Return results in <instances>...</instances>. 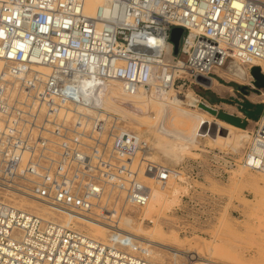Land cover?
I'll return each mask as SVG.
<instances>
[{"label": "built area", "instance_id": "2783aa9c", "mask_svg": "<svg viewBox=\"0 0 264 264\" xmlns=\"http://www.w3.org/2000/svg\"><path fill=\"white\" fill-rule=\"evenodd\" d=\"M86 6L0 0V264H158L120 234L119 214L146 208L152 185L167 187L181 171L107 116L100 90L170 92L186 75L213 81L234 65L264 73L263 1L104 0L93 16ZM174 28L184 30L178 54ZM252 82L263 112L240 163L264 175V89ZM24 200L104 224L108 237Z\"/></svg>", "mask_w": 264, "mask_h": 264}, {"label": "rangeland", "instance_id": "374dc122", "mask_svg": "<svg viewBox=\"0 0 264 264\" xmlns=\"http://www.w3.org/2000/svg\"><path fill=\"white\" fill-rule=\"evenodd\" d=\"M260 1L264 2V0ZM245 70V67L238 65L218 70L219 76L214 78L213 81L216 84L213 86L211 85L213 81L210 85L191 83L190 77L186 75L184 76L186 80L177 83L171 96H178L181 107L191 110L193 113H204V111L198 106H193L195 102L190 100L192 96L196 98L195 100L198 99V102L208 105L219 113L225 112L235 117L240 116L239 118L246 126L244 128L232 126L238 131L249 132L251 136L260 115L256 120L241 110L246 103L258 105V98L251 87L246 84L248 80ZM227 77L239 79V82L229 80ZM189 94L191 95L189 96ZM151 107L137 109L149 113L150 118H147L146 115L140 117L153 124L154 120L157 122L156 113L159 108L154 105ZM177 107L180 106L177 105ZM114 117L118 118L117 120L122 126L151 142L155 160L180 170L182 174L178 180L171 184L180 192L178 199L172 204L168 202L169 206L166 204L164 209L153 219L142 217V210H128L127 215L134 218L142 231L162 228L168 241H173L175 237L178 238L176 247L184 251L187 249L193 251L194 247L201 248L203 249L202 255L218 264H264V183L260 181L263 176L248 171L240 163L251 137L247 135L248 140L242 143L240 148L234 150L230 147L232 145L229 144L226 137L232 133L239 136H245V134L232 130L227 124H219L216 120L231 125L218 116H214L216 120L206 122L204 130L214 138L215 136L217 138L220 133L218 140L222 139V143L201 136L196 144L186 148L187 145L184 142L177 140L165 131L175 129L186 132L192 125L188 122L187 117L178 111L169 110L165 119L162 121L161 118L160 122L151 128L133 118L128 119L122 115ZM174 149L177 153L176 156L173 152ZM242 168L245 171L243 178L239 175L243 171ZM178 174L180 173L178 172ZM257 180L261 183L257 184ZM5 197L8 196L5 195ZM198 206H202V208L199 209ZM52 211L57 216L60 213L57 210ZM144 220L145 222H143ZM146 220H151V222ZM136 244L142 246L138 242ZM143 245L163 254L164 261L150 258L158 264L195 263V261L187 260L181 256L174 258L171 252L162 250L159 245L146 243Z\"/></svg>", "mask_w": 264, "mask_h": 264}, {"label": "bare ground", "instance_id": "6f19581e", "mask_svg": "<svg viewBox=\"0 0 264 264\" xmlns=\"http://www.w3.org/2000/svg\"><path fill=\"white\" fill-rule=\"evenodd\" d=\"M104 3V0H87V6H86V14L89 16H93L96 9ZM261 65H255L254 67H260ZM246 77L248 80L249 84L252 82L251 80V73L249 70H245ZM235 76V75H233ZM232 76V77H233ZM237 77V76H235ZM229 80L239 82V79L227 77ZM239 78V77H238ZM224 80V79H223ZM212 81V80H211ZM235 82V83H236ZM211 84V83H210ZM216 82L213 81L211 84L212 86L215 85ZM226 86V85H225ZM212 91V90H211ZM172 91L170 92H161V93H141V94H136V95H128L124 92L122 86L118 83H113L108 86H105L102 88L97 96V101L99 102V105L102 106L103 112L107 116H115V115H122L123 117L126 118H133L135 120H138L142 122L144 125H146L148 128H151L152 126L156 125V123H159L161 118L162 121L165 119L166 114H168L169 110H174L180 112V114H183L187 117L188 122L192 125H190V128L184 132V131H176L175 129L173 130H165L168 134L176 138L177 140H180L184 142L187 146L186 148H189V145L196 144V141L198 140L199 137L202 136V138L208 137L212 141L220 142L222 143V139L218 140L220 138V133L219 136L211 137L210 133L206 132L204 130V125L208 121L216 120L214 115L210 114V111L208 110L209 107H206L203 105V103L198 102L195 100L193 96L190 98L192 102H195L193 106H198L199 108L203 109L204 113H196V112H191V110H187L183 107H181V101L178 100V96L175 97L171 96ZM191 94H189L190 96ZM217 95V94H216ZM188 103V102H187ZM156 108H159V111L156 113V120H154L153 124H150L148 120H143L142 117L140 116H148L147 118H150L149 113H146L145 109H143L145 112L138 111L137 108H142V107H151L153 106ZM179 105L180 107H177ZM136 108V109H135ZM152 108V107H151ZM147 109V108H146ZM148 110V109H147ZM150 110V109H149ZM193 111V110H192ZM142 114H141V113ZM148 112V111H147ZM89 113L88 115L93 116L95 115V112L88 110ZM164 113V115H163ZM229 114V113H228ZM163 115V116H162ZM155 117V115H154ZM153 117V118H154ZM240 117V116H239ZM219 124L224 123L227 124L232 130L238 131L237 128L233 127L232 124H228L226 122L216 120ZM164 125V124H163ZM216 125V124H215ZM237 127V126H236ZM187 129V128H186ZM238 132H241V134H245V136H239V135H234V133L230 134L228 137H226L227 141L229 144H231L234 150H237L240 148L242 143L246 142L249 137V132L247 131H242L239 130ZM249 137H248V136ZM223 138V137H222ZM182 146V145H181ZM176 156V150L174 149L173 151ZM245 168V167H244ZM243 170V168H242ZM240 169V171H242ZM244 170L240 172L239 175L241 177L245 176L244 175ZM180 176L181 177V172ZM259 174V173H258ZM263 179L261 178L260 181L264 183V175L262 174ZM238 177V176H237ZM240 177V176H239ZM242 177V178H243ZM241 179V178H240ZM239 179V180H240ZM260 181H256L257 184L261 183ZM172 183H170L167 187L166 186H155L152 185L153 189V195L152 199L149 203V205L144 208L142 212V217L145 216L148 219H153L155 215H158L162 209L166 206L168 202L174 203L175 200L178 199V194L180 193L179 190L171 186ZM174 201V202H173ZM24 205H29L33 209H36L38 213L42 215H47L50 217H58V219L65 221L66 223H75L79 229L81 230H86L90 236L96 239H102L106 240L108 237V232L109 228L105 226L104 224H101L96 221H92L83 217H80L79 215H76L74 213H66L64 211H60L58 216L56 215L55 212H53L51 208H49L46 205H41L40 203L36 201H27L24 200ZM170 204V205H171ZM169 206V204H167ZM133 210H137L132 208ZM120 226L123 228V231L120 232L121 235L127 236L130 239H132L134 242H138L142 244H151V245H156L162 249L166 250L172 253L174 258L177 257H184L187 258V260L195 261V263L192 264H218L216 262H213L209 257H205V255H202V250L197 247H194L193 251H184L180 249L179 247H176V240H178L177 237L173 241H168L167 240V235H165L164 231L162 228H156L152 231H142V229L138 226V223L135 222L134 218L131 215L123 214L120 217ZM166 236V237H165ZM169 239V238H168ZM172 239V238H170ZM149 241V242H144V241ZM194 255H190V254ZM210 253V252H209ZM148 254L150 258H153L154 260L158 261H164V256L162 253L159 251L153 250L151 247H148ZM208 254V253H207ZM211 254V253H210ZM183 260V259H182ZM157 263V262H156Z\"/></svg>", "mask_w": 264, "mask_h": 264}, {"label": "water", "instance_id": "95a60500", "mask_svg": "<svg viewBox=\"0 0 264 264\" xmlns=\"http://www.w3.org/2000/svg\"><path fill=\"white\" fill-rule=\"evenodd\" d=\"M184 33V30L182 28H174L171 33V42L174 44V52L175 54L179 53L180 45H181V39L182 35ZM251 76L253 78L252 84L258 88V89H264V73L262 72V69L260 67H254L250 70ZM196 82L199 84H205L210 85L211 80L208 78H205L203 76H198L196 79ZM205 105V104H203ZM206 107H209L208 105H205ZM256 107V110L251 111L250 109ZM208 110L211 114L214 116H218L220 119H223L232 125L239 126L241 128H244L246 124L242 122V120L239 117H235L234 115L222 112L219 113L217 110H214L213 108L209 107ZM242 112L246 114L247 116L258 119V116L262 114L263 112V106L261 104L258 105H252L250 103H246L241 108Z\"/></svg>", "mask_w": 264, "mask_h": 264}, {"label": "flooded vegetation", "instance_id": "af4514ba", "mask_svg": "<svg viewBox=\"0 0 264 264\" xmlns=\"http://www.w3.org/2000/svg\"><path fill=\"white\" fill-rule=\"evenodd\" d=\"M251 111H254V110H256V107H254V108H252V109H250Z\"/></svg>", "mask_w": 264, "mask_h": 264}]
</instances>
